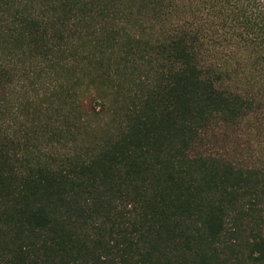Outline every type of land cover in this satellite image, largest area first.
<instances>
[{
  "label": "trees",
  "instance_id": "16d2710c",
  "mask_svg": "<svg viewBox=\"0 0 264 264\" xmlns=\"http://www.w3.org/2000/svg\"><path fill=\"white\" fill-rule=\"evenodd\" d=\"M0 264H264V0H0Z\"/></svg>",
  "mask_w": 264,
  "mask_h": 264
}]
</instances>
